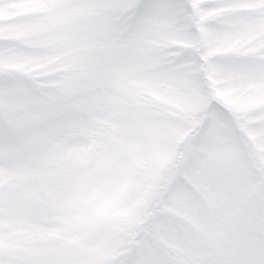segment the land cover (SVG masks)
<instances>
[{
	"label": "snow or ice",
	"instance_id": "snow-or-ice-1",
	"mask_svg": "<svg viewBox=\"0 0 264 264\" xmlns=\"http://www.w3.org/2000/svg\"><path fill=\"white\" fill-rule=\"evenodd\" d=\"M0 264H264V0H0Z\"/></svg>",
	"mask_w": 264,
	"mask_h": 264
}]
</instances>
